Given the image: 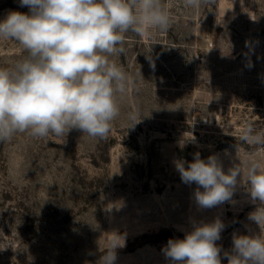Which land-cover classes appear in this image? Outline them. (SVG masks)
Masks as SVG:
<instances>
[{
    "label": "rangeland",
    "instance_id": "374dc122",
    "mask_svg": "<svg viewBox=\"0 0 264 264\" xmlns=\"http://www.w3.org/2000/svg\"><path fill=\"white\" fill-rule=\"evenodd\" d=\"M162 3L169 29L130 31L124 52L109 56L129 84L106 138L73 129L0 142V264H102L115 234L124 246L114 264H171L169 239L215 220L228 264L234 236L260 234L248 214L264 205L251 201L246 175L230 201L202 208L175 163L187 168L199 153L246 173L247 160L264 162V146L240 140L249 122L264 132V0ZM13 10L29 11L0 0V20ZM26 55L0 38V68Z\"/></svg>",
    "mask_w": 264,
    "mask_h": 264
},
{
    "label": "clouds",
    "instance_id": "9594fccd",
    "mask_svg": "<svg viewBox=\"0 0 264 264\" xmlns=\"http://www.w3.org/2000/svg\"><path fill=\"white\" fill-rule=\"evenodd\" d=\"M184 2L195 8L201 0ZM19 4L29 11H9L0 20V38L17 41L27 53L11 68H0V142L16 133L44 138L73 129L106 138L120 113L117 95L129 84L109 56L124 52L121 45L130 31L144 37L169 29L171 20L162 0H19ZM240 140L264 146V132L249 122ZM245 164L246 173L240 165L226 173L216 156L204 160L195 153L187 168L183 160L175 166L182 182L199 186L195 200L202 208L230 201L242 175L251 201L264 205V162L250 159ZM248 219L259 226L260 234L234 236L232 250L226 253L228 264H264V207L257 206ZM223 228L220 220L194 224L183 239H169L164 254L171 264H221L216 241ZM123 246V237L115 234L102 264H114L115 250Z\"/></svg>",
    "mask_w": 264,
    "mask_h": 264
}]
</instances>
